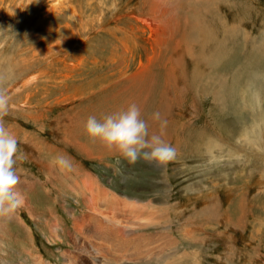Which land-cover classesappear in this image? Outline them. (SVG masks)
Here are the masks:
<instances>
[{"label": "rangeland", "instance_id": "rangeland-1", "mask_svg": "<svg viewBox=\"0 0 264 264\" xmlns=\"http://www.w3.org/2000/svg\"><path fill=\"white\" fill-rule=\"evenodd\" d=\"M0 79L23 156L0 264H264V0H0ZM132 104L166 166L88 136Z\"/></svg>", "mask_w": 264, "mask_h": 264}, {"label": "clouds", "instance_id": "clouds-1", "mask_svg": "<svg viewBox=\"0 0 264 264\" xmlns=\"http://www.w3.org/2000/svg\"><path fill=\"white\" fill-rule=\"evenodd\" d=\"M10 96L0 79V216L14 212L23 202L18 189L20 177L17 174V160L23 159L18 152L16 137L5 127L3 117L9 112ZM159 120V113H154ZM164 125L162 124L161 127ZM90 139L99 140L109 150L118 151L129 163L143 158L166 166L175 158L176 150L160 136L149 138L148 124L141 118L139 108L132 104L127 110L108 115L102 121L90 116L86 122ZM58 163L64 164L63 158Z\"/></svg>", "mask_w": 264, "mask_h": 264}, {"label": "bare ground", "instance_id": "bare-ground-1", "mask_svg": "<svg viewBox=\"0 0 264 264\" xmlns=\"http://www.w3.org/2000/svg\"><path fill=\"white\" fill-rule=\"evenodd\" d=\"M149 86V85H148ZM140 89V88H139ZM82 175V174H81ZM80 175V176H81ZM79 177V176H78ZM83 177H81V178H79L77 181H76V183H75V190L78 192V194L80 193V194H82V190L84 189V191H86V186H83L84 184H85V182L83 181V180H80V179H82ZM74 187V186H73ZM92 191V190H91ZM90 191V193L92 194V199L90 200V203H91V205H92V203L94 204V201H96V202H102V203H104L103 205H106V206H112V205H117V201L115 200V198L112 196H108V192L106 191V193L104 194V195H102L101 194V190H98L96 193L93 191V192H91ZM93 193H95L96 195V197L95 196H93ZM88 202V201H87ZM97 204V203H96ZM98 205V204H97ZM127 206V205H126ZM125 206V207H126ZM92 207H93V205H92ZM91 207V209L90 210H93V208ZM130 207V206H129ZM97 208V207H96ZM128 209V208H127ZM131 209V208H130ZM91 217H92V215H91ZM94 219V218H93ZM82 229V228H81ZM102 229V228H101ZM88 231V230H87ZM111 231V230H110ZM102 235H105V240L106 239H108V237L110 236V234H107L106 232H104ZM99 237H101V236H99ZM103 237V236H102ZM110 240V239H109ZM117 240V239H116ZM114 241H115V239H114ZM111 242V241H110ZM113 242V241H112ZM115 245V244H114ZM117 245V244H116ZM115 245V246H116ZM124 246V245H123ZM40 263V262H39Z\"/></svg>", "mask_w": 264, "mask_h": 264}]
</instances>
